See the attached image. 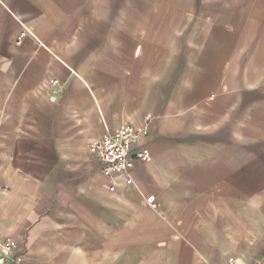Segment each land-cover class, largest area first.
I'll use <instances>...</instances> for the list:
<instances>
[{"label": "crops", "instance_id": "obj_1", "mask_svg": "<svg viewBox=\"0 0 264 264\" xmlns=\"http://www.w3.org/2000/svg\"><path fill=\"white\" fill-rule=\"evenodd\" d=\"M123 123L149 158L108 178L89 147ZM3 239L24 264H264V0H0Z\"/></svg>", "mask_w": 264, "mask_h": 264}, {"label": "built area", "instance_id": "obj_2", "mask_svg": "<svg viewBox=\"0 0 264 264\" xmlns=\"http://www.w3.org/2000/svg\"><path fill=\"white\" fill-rule=\"evenodd\" d=\"M58 84L57 80L52 81V85ZM150 116H146L149 120ZM92 155L101 165L103 175L108 178L123 173L131 168L135 161L144 162L149 158L146 147L140 145V131L130 123H123L112 133L106 134L99 140L90 144ZM131 151L134 155L131 156ZM110 182L109 189H113ZM155 208V204L151 205ZM0 264H24L22 256L15 250V244L10 239L0 240ZM227 264H238L234 260H229Z\"/></svg>", "mask_w": 264, "mask_h": 264}]
</instances>
